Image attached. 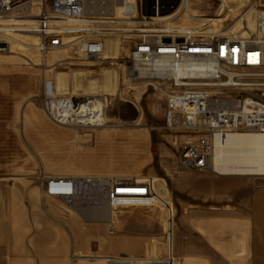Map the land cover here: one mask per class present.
Masks as SVG:
<instances>
[{
	"label": "built area",
	"instance_id": "built-area-1",
	"mask_svg": "<svg viewBox=\"0 0 264 264\" xmlns=\"http://www.w3.org/2000/svg\"><path fill=\"white\" fill-rule=\"evenodd\" d=\"M190 2L0 0V52L8 51L21 33L37 37L34 47L42 54L75 49L95 63L107 61L110 40L118 44L119 52L125 46L126 79L169 85L166 128L195 135L194 141L182 146L180 165L214 171L217 138L264 135V3L243 8L238 4L242 0H218L212 16L184 21ZM151 183V178L117 175H41L45 196L67 204L92 200L99 209L109 208L110 223L114 199L152 201L156 194ZM95 211L100 218L102 212ZM101 260L104 264L138 261L110 255Z\"/></svg>",
	"mask_w": 264,
	"mask_h": 264
},
{
	"label": "rangeland",
	"instance_id": "rangeland-1",
	"mask_svg": "<svg viewBox=\"0 0 264 264\" xmlns=\"http://www.w3.org/2000/svg\"><path fill=\"white\" fill-rule=\"evenodd\" d=\"M263 3L264 0L238 2L243 8ZM217 4L218 0H191V8L199 16H212ZM194 22L189 20L187 23ZM29 35L21 33L15 38L32 44L34 39ZM110 45L106 54L110 55L113 50L120 60L95 63L82 57L75 49H58L42 54L34 46L24 47L17 42L11 43L8 51L0 52V136L4 137L0 145L4 147L9 137L12 140L7 143L9 148H3L4 155L12 153V157L3 158L4 167L16 161L20 173L34 174V180L40 185L41 175L49 176V170H64L71 175L152 179L156 194L152 201L113 200L117 201L114 202L113 222L101 217L98 223L106 226V233L114 240L105 244L98 240L94 243V255L126 251L121 241L127 236L149 243L148 248H154L152 240L157 236L165 243L164 246H169L165 216L173 212V228L177 230L187 201H201L205 193L211 199L218 197L224 190L218 179L230 176H221L214 171L189 170L180 165V150L186 143L194 141L195 135L176 133L166 128L169 85L126 79L122 59L127 48L123 46L119 52L117 46L115 49V42ZM46 96L83 100L104 96L107 126L80 125L76 119L59 123L47 112ZM40 118L67 135L57 137L50 127L40 128L43 122ZM27 130L34 134V144L22 142ZM41 130L43 135H39ZM16 136L20 138L19 143L15 141ZM40 141H43L41 150ZM21 144H26V152L19 147ZM55 144H59L58 147H54ZM17 152L20 157L15 159L13 155ZM234 177L264 186V176ZM128 218L135 221L129 223L126 221ZM73 257L75 255L71 257L74 261L78 259ZM148 257L153 262V255Z\"/></svg>",
	"mask_w": 264,
	"mask_h": 264
},
{
	"label": "crops",
	"instance_id": "crops-1",
	"mask_svg": "<svg viewBox=\"0 0 264 264\" xmlns=\"http://www.w3.org/2000/svg\"><path fill=\"white\" fill-rule=\"evenodd\" d=\"M44 126L57 137L67 135L43 121L40 128ZM43 134L41 130L39 135ZM3 138L0 136V142H4ZM21 140L34 144L35 137L27 130ZM11 141L9 137L4 147L0 145V264H104L101 259L105 255L136 258L137 264H264V186L258 183L234 176L220 177L218 182L224 190L216 198L205 193L201 201H187L177 230L173 228L171 211L165 216L169 246H164L157 236L152 240L154 248L127 236L121 241L126 251L94 255V243L114 240L106 233V226L98 223L102 218L108 220L110 214L99 212L102 218H98L92 200L67 204L45 196L34 174L20 173L16 161L4 167L3 158L12 157V153L4 155L3 148H9L7 143ZM15 141L20 142L19 136ZM25 145L19 146L23 152ZM13 157L18 159L19 153ZM49 175L71 173L49 170ZM114 202L117 201L112 203L113 211ZM72 255L78 259L72 260ZM152 255L153 262L146 258Z\"/></svg>",
	"mask_w": 264,
	"mask_h": 264
},
{
	"label": "bare ground",
	"instance_id": "bare-ground-1",
	"mask_svg": "<svg viewBox=\"0 0 264 264\" xmlns=\"http://www.w3.org/2000/svg\"><path fill=\"white\" fill-rule=\"evenodd\" d=\"M193 10L190 2L183 15L184 21L197 16L196 11ZM251 20L253 21L254 17L250 15L249 21ZM28 37L34 39L32 44L19 42L16 38H14L12 43L17 42L24 47L32 48L38 39L32 35ZM114 42V40H110L108 47L111 46L110 43ZM116 46L119 50L117 43L115 49ZM105 59L115 60L118 58L112 50L110 55L105 52ZM46 97L49 98L46 106L47 112L51 113L50 115L59 123H69L72 122V119H76L79 124L94 127L107 126L106 98L104 96H96L84 100ZM50 107L51 109H49ZM213 170L221 176H264V135L253 133L230 134L223 139L217 138L214 142ZM103 207L105 206H100L99 209L95 206L98 211L106 216L110 214L109 208Z\"/></svg>",
	"mask_w": 264,
	"mask_h": 264
}]
</instances>
